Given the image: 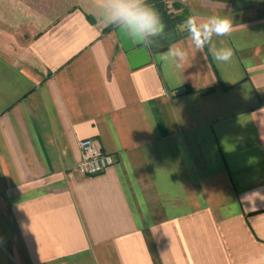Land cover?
Instances as JSON below:
<instances>
[{
    "label": "crops",
    "instance_id": "0c3cea01",
    "mask_svg": "<svg viewBox=\"0 0 264 264\" xmlns=\"http://www.w3.org/2000/svg\"><path fill=\"white\" fill-rule=\"evenodd\" d=\"M92 3L0 34V264H264V0H166L232 18L215 39L235 54L188 47L182 22L136 70ZM89 139L114 162L95 177L77 170Z\"/></svg>",
    "mask_w": 264,
    "mask_h": 264
},
{
    "label": "clouds",
    "instance_id": "9594fccd",
    "mask_svg": "<svg viewBox=\"0 0 264 264\" xmlns=\"http://www.w3.org/2000/svg\"><path fill=\"white\" fill-rule=\"evenodd\" d=\"M98 7L106 22L130 42L151 46L156 38L163 35L164 21L147 0H98ZM179 30L187 34L188 47L196 51L207 47L213 59L219 63L231 61L235 54L223 39L219 41L220 46L215 39L233 34V19L227 15L213 14L201 18L198 14H192L183 21ZM163 58L176 68H181L187 61L188 50L182 42L174 43Z\"/></svg>",
    "mask_w": 264,
    "mask_h": 264
},
{
    "label": "rangeland",
    "instance_id": "374dc122",
    "mask_svg": "<svg viewBox=\"0 0 264 264\" xmlns=\"http://www.w3.org/2000/svg\"><path fill=\"white\" fill-rule=\"evenodd\" d=\"M9 1V0H7ZM13 3H16V6H7L1 5L0 9L6 10L11 9L13 16H0V34L4 35V38L7 36L16 35V38L24 43L25 40L29 39L33 34L37 32L41 27H47L49 24L64 18L66 15L70 14L73 10L78 8H89L92 5V2H97L98 0H10ZM1 3V2H0ZM24 4V5H22ZM7 6V7H6ZM30 10L32 19H35L33 22H23V12L22 8ZM90 6V7H89ZM97 10L101 12L98 7ZM22 12V14H21ZM98 14V13H97ZM101 15H103L101 13ZM100 15V16H101ZM99 16V15H98ZM42 17L47 19L51 18V21H41ZM101 18L104 19L102 16ZM8 38V37H7ZM29 41H26L25 44H29Z\"/></svg>",
    "mask_w": 264,
    "mask_h": 264
},
{
    "label": "built area",
    "instance_id": "2783aa9c",
    "mask_svg": "<svg viewBox=\"0 0 264 264\" xmlns=\"http://www.w3.org/2000/svg\"><path fill=\"white\" fill-rule=\"evenodd\" d=\"M81 160L77 170L84 177H95L102 175L113 165L111 157L105 155L98 142L94 139L82 141L80 144Z\"/></svg>",
    "mask_w": 264,
    "mask_h": 264
},
{
    "label": "water",
    "instance_id": "95a60500",
    "mask_svg": "<svg viewBox=\"0 0 264 264\" xmlns=\"http://www.w3.org/2000/svg\"><path fill=\"white\" fill-rule=\"evenodd\" d=\"M116 35L132 69L136 70L148 66L152 63L153 59L161 63L162 49L158 50L155 44L145 46L144 44L130 42L122 34L118 35L117 30Z\"/></svg>",
    "mask_w": 264,
    "mask_h": 264
},
{
    "label": "trees",
    "instance_id": "16d2710c",
    "mask_svg": "<svg viewBox=\"0 0 264 264\" xmlns=\"http://www.w3.org/2000/svg\"><path fill=\"white\" fill-rule=\"evenodd\" d=\"M147 2L159 12L162 20L164 21L165 28L163 31V35L171 33L183 22L180 17H176L170 12L168 6L166 5V0H147ZM112 30H115V28L110 25L105 30V32H109ZM163 43H165V41L161 40L160 37L156 38L155 45L158 49L159 46Z\"/></svg>",
    "mask_w": 264,
    "mask_h": 264
}]
</instances>
